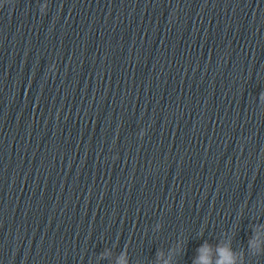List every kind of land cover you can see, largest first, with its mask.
<instances>
[{"label":"water","instance_id":"obj_1","mask_svg":"<svg viewBox=\"0 0 264 264\" xmlns=\"http://www.w3.org/2000/svg\"><path fill=\"white\" fill-rule=\"evenodd\" d=\"M209 262L264 264V0H0V264Z\"/></svg>","mask_w":264,"mask_h":264},{"label":"clouds","instance_id":"obj_2","mask_svg":"<svg viewBox=\"0 0 264 264\" xmlns=\"http://www.w3.org/2000/svg\"><path fill=\"white\" fill-rule=\"evenodd\" d=\"M205 249L203 247H201L200 249H198V251H204ZM210 264V262H209ZM218 264H220V262H218Z\"/></svg>","mask_w":264,"mask_h":264}]
</instances>
